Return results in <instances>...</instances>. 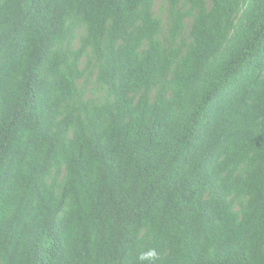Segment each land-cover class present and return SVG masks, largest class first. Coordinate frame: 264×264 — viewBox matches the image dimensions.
<instances>
[{
    "label": "trees",
    "instance_id": "obj_1",
    "mask_svg": "<svg viewBox=\"0 0 264 264\" xmlns=\"http://www.w3.org/2000/svg\"><path fill=\"white\" fill-rule=\"evenodd\" d=\"M0 264H264V0H0Z\"/></svg>",
    "mask_w": 264,
    "mask_h": 264
},
{
    "label": "rangeland",
    "instance_id": "obj_2",
    "mask_svg": "<svg viewBox=\"0 0 264 264\" xmlns=\"http://www.w3.org/2000/svg\"><path fill=\"white\" fill-rule=\"evenodd\" d=\"M158 3H159V1H156L155 8H157V7H158V5H159Z\"/></svg>",
    "mask_w": 264,
    "mask_h": 264
}]
</instances>
